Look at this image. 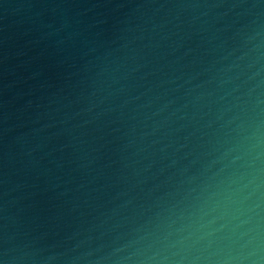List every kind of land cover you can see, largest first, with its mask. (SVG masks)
Returning a JSON list of instances; mask_svg holds the SVG:
<instances>
[{"label": "clouds", "instance_id": "obj_1", "mask_svg": "<svg viewBox=\"0 0 264 264\" xmlns=\"http://www.w3.org/2000/svg\"><path fill=\"white\" fill-rule=\"evenodd\" d=\"M139 30L89 60L80 106L52 117L86 168L89 126L119 124L116 180L85 192L71 210L89 211L62 232L9 217L0 264H264V0H190Z\"/></svg>", "mask_w": 264, "mask_h": 264}, {"label": "water", "instance_id": "obj_2", "mask_svg": "<svg viewBox=\"0 0 264 264\" xmlns=\"http://www.w3.org/2000/svg\"><path fill=\"white\" fill-rule=\"evenodd\" d=\"M188 2L0 0V235L9 217L37 232H62L81 212L89 211L83 206L71 210L85 192L116 180L123 155L119 124L98 132H91L89 126L86 148L95 149L91 153L95 162L86 168L69 137L54 135L62 126L52 117L58 108L67 111L65 105L80 106L77 101L87 90L89 60L140 37L139 27L150 17L159 19L168 6ZM85 39L95 42L97 52L84 55ZM135 43L142 46L148 40ZM196 43L194 37L191 46ZM45 124L53 126L42 133L47 137L44 144L25 146L21 137ZM115 191L110 188L96 195L103 203Z\"/></svg>", "mask_w": 264, "mask_h": 264}]
</instances>
